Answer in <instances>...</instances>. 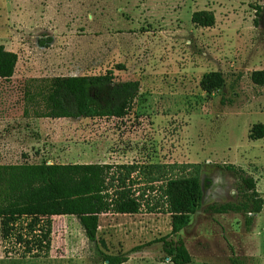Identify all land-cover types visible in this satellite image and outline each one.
Returning a JSON list of instances; mask_svg holds the SVG:
<instances>
[{"label": "rangeland", "instance_id": "374dc122", "mask_svg": "<svg viewBox=\"0 0 264 264\" xmlns=\"http://www.w3.org/2000/svg\"><path fill=\"white\" fill-rule=\"evenodd\" d=\"M264 0H0V44L17 54L0 79V164L199 162L202 198L177 234L188 264H264ZM214 13L211 28L191 23L193 11ZM137 80L139 91L121 118L24 116L33 78L100 75ZM219 71L224 85L207 94L201 76ZM222 100V101H221ZM233 163L263 198L249 229L235 210L248 191L222 168ZM170 232L167 214H103L90 242L72 215L52 217L46 257L22 254L0 238V264H173L157 242Z\"/></svg>", "mask_w": 264, "mask_h": 264}, {"label": "trees", "instance_id": "16d2710c", "mask_svg": "<svg viewBox=\"0 0 264 264\" xmlns=\"http://www.w3.org/2000/svg\"><path fill=\"white\" fill-rule=\"evenodd\" d=\"M264 9V1L256 5ZM198 27L211 28V10L191 13ZM17 54L0 44V79H9ZM251 81L264 86V70H254ZM24 90V116L44 118H121L130 111L139 91L137 80L115 82L111 70L100 75H72L33 78ZM224 85L219 71L204 73L202 91L211 94ZM222 101V100H221ZM250 140L264 137V124L254 123ZM199 162L123 163H21L0 164V238L22 248L23 255L46 257L51 248L52 217L75 216L86 238L96 241L99 217L103 214L160 213L170 218V232L157 242L173 264H188L191 255L180 232L198 209L202 191ZM222 168L234 174L248 191L246 200L235 210L242 212L249 229L254 214L261 211L263 198L256 182L244 168L225 163ZM107 264H121L124 256L105 255Z\"/></svg>", "mask_w": 264, "mask_h": 264}, {"label": "crops", "instance_id": "0c3cea01", "mask_svg": "<svg viewBox=\"0 0 264 264\" xmlns=\"http://www.w3.org/2000/svg\"><path fill=\"white\" fill-rule=\"evenodd\" d=\"M122 264V263H121Z\"/></svg>", "mask_w": 264, "mask_h": 264}]
</instances>
